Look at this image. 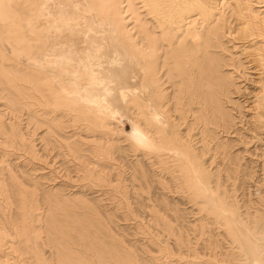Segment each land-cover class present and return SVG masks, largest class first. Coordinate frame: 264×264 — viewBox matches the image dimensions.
Masks as SVG:
<instances>
[{
  "label": "bare ground",
  "instance_id": "1",
  "mask_svg": "<svg viewBox=\"0 0 264 264\" xmlns=\"http://www.w3.org/2000/svg\"><path fill=\"white\" fill-rule=\"evenodd\" d=\"M42 125L48 144L63 141L79 161L81 186L110 187L123 220L143 232L127 181L147 194L158 187L143 204L178 250L157 232L150 240L162 255L127 245L81 187L49 188L38 214V182L10 163L0 177V264H264V0H0L3 156L38 159ZM70 126L85 134L58 132ZM178 193L190 211L171 199Z\"/></svg>",
  "mask_w": 264,
  "mask_h": 264
},
{
  "label": "rangeland",
  "instance_id": "2",
  "mask_svg": "<svg viewBox=\"0 0 264 264\" xmlns=\"http://www.w3.org/2000/svg\"><path fill=\"white\" fill-rule=\"evenodd\" d=\"M248 85H249V83H248ZM234 111L236 113V110L235 109H234ZM8 112H9V109H8ZM10 116L11 115H8L7 117H10ZM19 119H20V122L22 123L23 126L26 127V125H28V122L25 120V119H27V116L26 115H22ZM24 123H25V125H24ZM29 127H31V125ZM125 129H126L127 132H129L131 130V123L130 122H126ZM31 130L33 131V129H31ZM45 132H46V126L42 125L39 128H37L36 131L33 134L34 135V137H33V139H34V146H35V150L37 151V153H39L38 154L39 158L38 159H35V160H32V162L31 161L30 162L28 161L29 160V158L27 157L28 155L23 150H18L19 152L18 151H12V152H9L8 154H5V156H3V153H4L3 151L5 150V147L4 146H0V155L2 156V157L0 156V161H1L0 162V177H2V175H3L2 173H4V172L1 171L2 166H6L7 164H10V163L12 165L15 164L14 166H12L11 164L10 165L13 168L15 167L14 169L17 172L18 175L20 174L19 176H20L21 180H27V179H24V178H25V173L28 170L27 173H30L32 175V177H34L35 180L38 182L37 183L38 185H36L37 188H38V193H39V196H38V198H39V204H38L39 205V209L37 210V213L38 214H42V215H44V213L46 214V211L48 209V205H47V203L45 202V199H44V195H45L44 192L47 191V190H49V188L50 189L51 188L52 189H56V188L62 189V193L63 194L69 195L71 193H74V191H78L80 189V187L82 189L83 187L81 185H83L82 183H85V180L82 179V173L83 172L78 169L79 168V165H78L79 164V161L77 159H75L73 156L67 155L66 149L64 147L59 148L58 144H61L62 145L63 141H61L58 144L57 143L56 144H48L46 142V140L43 138V134ZM58 132L61 133V134H63V135L67 134V132L68 133L80 132V133L85 134V132L83 130H81V128H78V127L76 128V127H73V126L63 128V129L59 130ZM37 133H39V134H37ZM121 144L122 145H125L126 142L124 143V142L121 141ZM22 152H24L26 155H24ZM124 156H127V155H124ZM130 158H132V157H129V160H130ZM91 159H90L91 161H94L96 158L91 157ZM121 161L122 160L115 161V162L116 163H120ZM125 162L128 163L127 161H124V162H121L120 164H123ZM6 172L7 171L5 170V173ZM111 172H112L111 179H116L117 178V172H116V170H112ZM79 174H81V175H79ZM114 174L116 176H113ZM124 175L128 176V177H126V176H124V177L129 178L130 175H131V171L129 169L128 170L126 169L125 172H124ZM43 176H45V177L43 178ZM48 178H50V179H48ZM25 182L27 183V181H25ZM42 183H43V186H42ZM137 184L138 183H135L134 184L135 186H134L131 183V181H127V185H129L128 186V198H129V196L131 194V197L129 198V203H130V205H132L131 208L136 213H138L141 210L138 214L139 215L142 214L141 215L142 218L140 219V217H141L140 216L138 219H140L142 222L145 221L144 222L145 225L147 227H149V230H150L149 233L143 232L142 230L138 229V226L136 224L137 221H135L134 219H125V220H123V218H124V216H123L124 215V211L122 209H116V207H114L115 206V201H113L112 200V197L110 196V192H109V189H111L110 187H107V186H103L102 187L100 185L93 186V187H90V188H87V189L84 187L82 190L80 189L82 191V192L80 191V193H82L83 195L86 194L85 197L88 198V199L91 197V199H89V200L92 201L93 203L98 202L99 205H100V207H101V209L104 208L102 210L103 213L104 212H106V213L108 212V213H112L113 214V216H114L113 219L116 222V224H113L114 226L112 225L113 232L115 230L114 233L118 237L123 238L124 240L126 239L127 241L125 240V243L127 245L130 244L129 246H135V248H137L138 250H140V252H141V250H149V251H151L150 253H152V254L162 255L161 253H159V249L160 248L158 247V245H155V244L151 243V240H150L151 239L150 238L151 237V232H155V233L157 232V233H159L158 235H159V239L161 241L163 240V242L169 243L170 247L173 248V249L175 248V251H177L178 250V245H177V242H175L176 236H173V235L169 234V232H167L163 227H160V226H157V225L151 226V224L152 225L155 224L154 223L155 220L154 221L152 220L153 217L151 215L152 214L151 209L149 207H146L145 206V205H147V203H148V205L151 204V203L153 204L154 202L151 199H157L159 197V193L161 194V190L158 187H154L151 190V193L152 194L151 193L150 194H147L145 192L143 193L142 191H140L138 189V187L136 186ZM103 188H104L105 191L103 190ZM106 189H107V191H106ZM252 189H255V187L252 188ZM96 190H97V192H96ZM248 190L249 189H245V190L240 189V190H238L237 194L241 198L243 192L244 193L245 192L246 193H248V192L250 193V191H248ZM84 191H85V193H83ZM100 191H102V192L100 193ZM130 191H131V193H130ZM251 192H253V191H251ZM155 193H156V195H155ZM254 193H253V195H255ZM173 195L171 196V199H173V201L174 200L177 201V202L179 201L178 203H179L180 207L187 208L186 211H188V209H189V211L191 210V203H188L187 199L183 195H181L179 193L178 194H175L174 196ZM94 196L96 197V201H95ZM255 196H253V197H255ZM103 198H105V199H103ZM137 201H138V203H137ZM106 207H107V209H106ZM142 207L143 208L145 207V208L143 209ZM146 208H147V210H146ZM194 211L196 212V210H194ZM143 214H144V217H146L144 219H143ZM149 214L151 215V217H150ZM192 216H193V214H192ZM189 217H190V215H189ZM189 217L187 218V220H190L191 218L192 219L194 218V216L191 217V218H189ZM116 218H117V220H116ZM118 224H120V225H118ZM114 227H115V229H114ZM159 227H160V229H159ZM137 231H139V232H137ZM170 235H171V237H170ZM192 237H194L193 238V241L195 243L200 242V243H198V246L199 247H202L203 246L202 245L203 244V240H200L199 237H196L195 235H192ZM165 243H163V244H165ZM137 245H139V246H137ZM44 250L46 251L45 252L46 256H48V255L51 256V252L50 251H52V250H51V247L50 246H45V249ZM184 250L187 251L186 248H184ZM207 250L208 249H202L201 251L202 252H205L207 254H211L213 252L212 249H209L208 251ZM162 258H163L162 260H166V257L165 256H163ZM27 261H29V260L27 259Z\"/></svg>",
  "mask_w": 264,
  "mask_h": 264
}]
</instances>
